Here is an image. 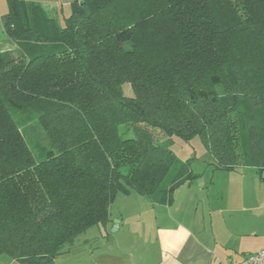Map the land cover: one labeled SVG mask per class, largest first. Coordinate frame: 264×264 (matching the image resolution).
<instances>
[{
    "label": "trees",
    "instance_id": "16d2710c",
    "mask_svg": "<svg viewBox=\"0 0 264 264\" xmlns=\"http://www.w3.org/2000/svg\"><path fill=\"white\" fill-rule=\"evenodd\" d=\"M6 2L0 257L53 264L108 228L118 195L173 203L201 177L174 138H200L214 172L262 178L264 0H79L62 26ZM32 117L48 143L37 157L21 128Z\"/></svg>",
    "mask_w": 264,
    "mask_h": 264
},
{
    "label": "crops",
    "instance_id": "0c3cea01",
    "mask_svg": "<svg viewBox=\"0 0 264 264\" xmlns=\"http://www.w3.org/2000/svg\"><path fill=\"white\" fill-rule=\"evenodd\" d=\"M6 1L0 0V53L17 51L3 28ZM22 1L63 20L79 0ZM211 174L197 187L194 181L178 188L170 205H153L135 193L118 195L108 228L88 230L53 264H240L263 251V177L245 169ZM0 264L19 263L1 256Z\"/></svg>",
    "mask_w": 264,
    "mask_h": 264
},
{
    "label": "rangeland",
    "instance_id": "374dc122",
    "mask_svg": "<svg viewBox=\"0 0 264 264\" xmlns=\"http://www.w3.org/2000/svg\"><path fill=\"white\" fill-rule=\"evenodd\" d=\"M59 25L62 26L63 20L60 18L57 20ZM123 88L124 94L127 97H133L132 89L129 85H125ZM17 119V118H16ZM21 128L25 130L26 138L31 145H33L34 156L37 157L41 152L42 148H48V143L43 130H41L38 120L35 117H32L29 122L21 125ZM170 150H172L176 156L183 161L190 159L191 168L195 171L196 174H202L204 169H208L209 172L204 177H200L195 180L194 185L197 187L205 179L210 180L212 178L213 167L209 166L213 161L209 151L205 149L200 138H195L190 143H186L178 138H174L172 144L170 145ZM122 196V195H121ZM120 196V197H121ZM119 204L115 205V210H117ZM114 211V210H113ZM95 228V227H94ZM93 228V229H94ZM92 230V229H91ZM94 232V231H93ZM92 234V233H91ZM96 244V243H94Z\"/></svg>",
    "mask_w": 264,
    "mask_h": 264
},
{
    "label": "built area",
    "instance_id": "2783aa9c",
    "mask_svg": "<svg viewBox=\"0 0 264 264\" xmlns=\"http://www.w3.org/2000/svg\"><path fill=\"white\" fill-rule=\"evenodd\" d=\"M240 264H264V250L246 257Z\"/></svg>",
    "mask_w": 264,
    "mask_h": 264
},
{
    "label": "water",
    "instance_id": "95a60500",
    "mask_svg": "<svg viewBox=\"0 0 264 264\" xmlns=\"http://www.w3.org/2000/svg\"><path fill=\"white\" fill-rule=\"evenodd\" d=\"M263 179H264V173H263ZM115 229V228H114ZM114 229H111V231H112V233H114L116 230H114Z\"/></svg>",
    "mask_w": 264,
    "mask_h": 264
}]
</instances>
